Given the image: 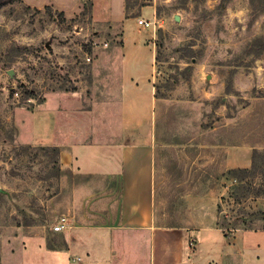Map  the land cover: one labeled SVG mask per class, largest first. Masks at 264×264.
Listing matches in <instances>:
<instances>
[{
	"label": "rangeland",
	"instance_id": "rangeland-1",
	"mask_svg": "<svg viewBox=\"0 0 264 264\" xmlns=\"http://www.w3.org/2000/svg\"><path fill=\"white\" fill-rule=\"evenodd\" d=\"M35 4L0 0V264L20 259L29 237H43L47 247L66 244L51 230L61 216H74L80 224L100 220L106 181L101 176L83 180L62 168L52 150L58 145L50 143L55 141L50 132L45 138L41 124L74 122L75 134L66 142L101 139V132L86 128H102L103 101L116 96L120 63L134 67L145 111L151 46L157 55L152 79L156 141L167 143L162 146L167 170L175 178L162 185L179 211L162 220L182 221L184 192L205 190L218 200L221 222L264 226V12L252 0ZM138 17L154 20L153 29L140 27ZM125 19L127 49L138 29L147 45L121 60ZM254 149L259 166L243 177L245 188H238L230 169L224 170L226 160L250 167ZM202 208L207 222L212 198ZM86 229L78 232L81 237L106 252L103 244L110 242L111 254L119 252L113 242L119 236ZM115 259L112 264H119ZM138 264H146L145 247Z\"/></svg>",
	"mask_w": 264,
	"mask_h": 264
},
{
	"label": "crops",
	"instance_id": "crops-1",
	"mask_svg": "<svg viewBox=\"0 0 264 264\" xmlns=\"http://www.w3.org/2000/svg\"><path fill=\"white\" fill-rule=\"evenodd\" d=\"M30 1L37 3V0ZM128 22L129 19H125L122 25L121 60L147 45L146 35L138 29L137 35L130 38L132 45L127 49L128 34L125 29ZM150 52L151 90L145 111L134 67L120 63L116 96L108 98L105 95L103 101L106 105L102 128L91 124L86 128L90 133L101 132V139L66 142L68 135L75 134L74 122L65 120L64 124L62 120L49 127L41 124L44 136L50 132L52 140H55L50 143L60 147L62 168H69L83 180L101 176L106 181L105 187L109 188V192L105 194L100 220L80 224L74 216L67 217L70 228L59 232L66 244L47 247L43 237H29L25 239L21 258L7 260V264H112V257H116L119 264H138L143 258L144 247L146 264H261L264 258V229L235 228L224 233L218 225V200L211 192H184L182 198L186 218L182 221L162 220L163 215L179 211L175 203L169 202L168 193L162 185L175 181V178L167 170L168 155L162 147L167 143L156 141L152 111L156 100L152 80L155 65L152 46ZM104 92L108 95L110 91ZM69 111V114L65 112L67 116L71 115L72 110ZM235 165L238 163L233 159L226 160L224 170L237 168ZM116 191V196L111 197ZM208 197L212 198L214 211L205 222L202 206ZM85 228L108 230V233L119 236L113 238L119 252L111 254L110 242L103 244L109 250L106 252L98 247L99 243L94 246V240L81 237L78 232ZM191 238L193 242H190Z\"/></svg>",
	"mask_w": 264,
	"mask_h": 264
},
{
	"label": "trees",
	"instance_id": "trees-1",
	"mask_svg": "<svg viewBox=\"0 0 264 264\" xmlns=\"http://www.w3.org/2000/svg\"><path fill=\"white\" fill-rule=\"evenodd\" d=\"M254 2V6L259 8V11L260 12H264V0H252V3ZM155 60H157V55H155ZM153 86L155 87L154 83H153ZM75 89V88H74ZM72 89V90H74ZM156 95V93H155ZM43 101V99H38V102H41ZM52 150L58 154L59 153V147L58 146H52ZM256 154H257V150L254 149L253 152H252V156H251V165L250 167H242V168H232L228 171V173L230 174V178H235L236 183L237 184V187L238 188H245L243 186V177L246 176V175H251L255 172L256 168H258V162H257V159H256ZM263 166H264V161H263ZM239 184H242V185H239ZM220 211V204L218 203L217 204V212L219 213ZM218 225L224 230V233L227 234V231H229L230 229H235V228H238V226H229V223H225V222H221L220 219H218ZM244 228V227H243ZM245 228H251L249 226H246ZM259 228H262L264 229V226L262 227H259Z\"/></svg>",
	"mask_w": 264,
	"mask_h": 264
},
{
	"label": "built area",
	"instance_id": "built-area-1",
	"mask_svg": "<svg viewBox=\"0 0 264 264\" xmlns=\"http://www.w3.org/2000/svg\"><path fill=\"white\" fill-rule=\"evenodd\" d=\"M137 24L142 28H152L154 27V20L149 18L138 17ZM70 228V224L67 216H61L53 225H51V230L55 233L62 232ZM194 239L191 238L190 241Z\"/></svg>",
	"mask_w": 264,
	"mask_h": 264
},
{
	"label": "water",
	"instance_id": "water-1",
	"mask_svg": "<svg viewBox=\"0 0 264 264\" xmlns=\"http://www.w3.org/2000/svg\"><path fill=\"white\" fill-rule=\"evenodd\" d=\"M175 19L178 20V19H179L178 16H176ZM8 73H9V74H12V71L9 70Z\"/></svg>",
	"mask_w": 264,
	"mask_h": 264
}]
</instances>
